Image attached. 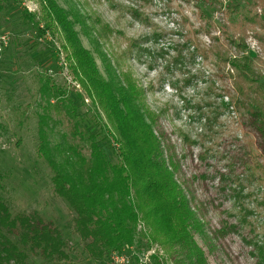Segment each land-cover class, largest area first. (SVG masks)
I'll return each mask as SVG.
<instances>
[{
    "label": "rangeland",
    "instance_id": "374dc122",
    "mask_svg": "<svg viewBox=\"0 0 264 264\" xmlns=\"http://www.w3.org/2000/svg\"><path fill=\"white\" fill-rule=\"evenodd\" d=\"M1 1L3 197L12 213L36 210L52 221L68 241L73 264H120L111 255H86L74 212L52 192V172L36 152L41 77L71 95L79 129L94 134L113 163L119 160L117 133L66 59L65 28L53 22L43 30L44 2ZM51 1L100 75L116 88L139 92L133 103L154 130L163 157L175 165L174 178L199 224L193 238L207 263L258 264L253 245L264 236V124L257 115L264 113V0ZM137 229L147 233L142 221ZM146 239L136 236L117 254L127 264L180 260ZM27 257L29 264H49L37 253Z\"/></svg>",
    "mask_w": 264,
    "mask_h": 264
},
{
    "label": "trees",
    "instance_id": "16d2710c",
    "mask_svg": "<svg viewBox=\"0 0 264 264\" xmlns=\"http://www.w3.org/2000/svg\"><path fill=\"white\" fill-rule=\"evenodd\" d=\"M42 2L43 30L53 22L65 28L69 49L66 59L73 63L74 75L117 133L113 140L118 143L119 160L113 163L95 135L79 129L78 105L71 95L41 77L36 152L52 172L53 194L74 212V231L83 241L86 255L103 260L141 236L170 249L171 256L180 258L175 264H181V258L189 264H208L194 241L192 232L199 231V224L174 178L175 165L171 158L163 157L154 130L133 103L139 99V92L133 91L130 82L132 93L104 79L74 34L67 33L65 13L51 0ZM2 9L0 0V13ZM257 115L264 124V113ZM2 180L0 174V264H29V251L49 264H73L68 241L52 221L44 220L36 210L10 211L3 197ZM138 221H142L147 233L137 229ZM230 228V232L236 231ZM253 248L258 264H264V236Z\"/></svg>",
    "mask_w": 264,
    "mask_h": 264
},
{
    "label": "built area",
    "instance_id": "2783aa9c",
    "mask_svg": "<svg viewBox=\"0 0 264 264\" xmlns=\"http://www.w3.org/2000/svg\"><path fill=\"white\" fill-rule=\"evenodd\" d=\"M148 252V254H150V251L148 250L147 251ZM153 252V251H152ZM151 252V253H152ZM123 255H118L117 254V252H113V253H111V259L112 260H114V261H117V262H119L120 264H127L128 263V260H127V258L125 257V256H123ZM125 257V258H124ZM146 257L147 256H145V259H146ZM146 261V260H145ZM143 262V260L142 259H138V263L137 264H145L146 262ZM141 262H143V263H141Z\"/></svg>",
    "mask_w": 264,
    "mask_h": 264
}]
</instances>
